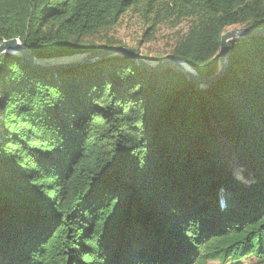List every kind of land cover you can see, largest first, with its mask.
Instances as JSON below:
<instances>
[{"label": "trees", "instance_id": "16d2710c", "mask_svg": "<svg viewBox=\"0 0 264 264\" xmlns=\"http://www.w3.org/2000/svg\"><path fill=\"white\" fill-rule=\"evenodd\" d=\"M129 11L143 37L184 22L165 58L203 76L227 28L264 27V0H0V43L35 58L0 55V264H264V35L229 40L207 88L53 64L122 47L94 39Z\"/></svg>", "mask_w": 264, "mask_h": 264}, {"label": "water", "instance_id": "95a60500", "mask_svg": "<svg viewBox=\"0 0 264 264\" xmlns=\"http://www.w3.org/2000/svg\"><path fill=\"white\" fill-rule=\"evenodd\" d=\"M253 35H264V27H237L233 29L226 30L220 37V50H219V67L216 73L212 76H203L195 72L193 68H191L185 61L179 59L177 57L171 56L163 59L156 64L146 62L142 57L133 53L130 49L126 47H118V48H109L104 50H99L94 53H89L85 55H79L74 57V62L65 63L64 59L71 57H63L54 59V65L59 67L66 66H74L77 64H81L85 61H91L93 59L98 58L99 56H111V55H122L126 56L136 63L141 65L144 68H147L151 71H159L171 66L178 71L182 72L185 75L187 80L196 84V86L200 87L205 84H214L224 73L225 67L228 61V47L227 41L237 37H248ZM3 53H17L22 56L28 57V59H35L31 56L30 52L20 43V41L16 38H12L9 40H3L0 43V55ZM82 59L81 61H78Z\"/></svg>", "mask_w": 264, "mask_h": 264}, {"label": "rangeland", "instance_id": "374dc122", "mask_svg": "<svg viewBox=\"0 0 264 264\" xmlns=\"http://www.w3.org/2000/svg\"><path fill=\"white\" fill-rule=\"evenodd\" d=\"M148 26L149 23L139 13L129 11L122 16L116 25L107 31L100 32L94 40L103 44L106 39H115L123 44L122 47L137 49L146 62L156 64L169 54L175 44L178 32L183 30L186 25L181 22L179 25L172 27L170 23H164L151 30L147 37H143L142 35ZM233 28L237 27H229L227 30ZM107 57L109 56H99L96 61L104 60ZM209 85L213 84H205L201 87L207 88ZM208 264H230V262L210 261Z\"/></svg>", "mask_w": 264, "mask_h": 264}, {"label": "bare ground", "instance_id": "6f19581e", "mask_svg": "<svg viewBox=\"0 0 264 264\" xmlns=\"http://www.w3.org/2000/svg\"><path fill=\"white\" fill-rule=\"evenodd\" d=\"M37 59H39V58H37ZM64 60H65L64 61L65 63H72L74 61V58L73 59L66 58ZM34 63H35L34 65H36V64H40V65H45L46 64V65H48V60L47 59L35 60Z\"/></svg>", "mask_w": 264, "mask_h": 264}]
</instances>
